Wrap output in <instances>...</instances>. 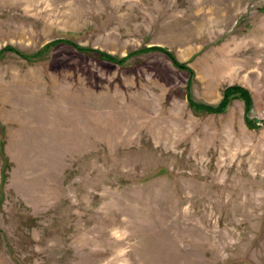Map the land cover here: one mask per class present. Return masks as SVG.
Masks as SVG:
<instances>
[{
	"label": "rangeland",
	"instance_id": "obj_1",
	"mask_svg": "<svg viewBox=\"0 0 264 264\" xmlns=\"http://www.w3.org/2000/svg\"><path fill=\"white\" fill-rule=\"evenodd\" d=\"M0 124V264H264V0H0Z\"/></svg>",
	"mask_w": 264,
	"mask_h": 264
},
{
	"label": "trees",
	"instance_id": "obj_2",
	"mask_svg": "<svg viewBox=\"0 0 264 264\" xmlns=\"http://www.w3.org/2000/svg\"><path fill=\"white\" fill-rule=\"evenodd\" d=\"M12 50L10 48H5V50ZM151 50H156V51H160L164 54H166L169 59L172 61V63L174 64L175 67L181 69V70H185L188 71L191 75V77L193 76V71L187 66V64L185 63H181L178 61V59L176 58L175 54L171 51H169L168 49L165 48H160V47H153V49ZM89 52H93V53H97V55H99L100 57L108 60V61H115L116 63H119L118 60H116L113 56L106 54V53H102V52H96L94 50H88ZM234 99H241L244 101L245 103V109L246 112L250 111V108L252 107V97L251 94L249 93V91L239 87V86H230L227 87L224 92H223V97L222 100L219 102V104L217 105H207V104H201V103H196L193 102L191 100H189V104L190 106H192L194 109L196 110H200V111H204L206 113L209 114H222L226 111V109L228 108V106L230 105V103L234 100ZM248 126L249 127H253V124L248 121ZM2 130V135H4L5 129L4 126L0 124V131ZM0 154L3 157L4 160V165L5 168L9 167V163L8 160L6 159V156L4 154V144L3 142L0 143ZM5 177V176H4Z\"/></svg>",
	"mask_w": 264,
	"mask_h": 264
}]
</instances>
